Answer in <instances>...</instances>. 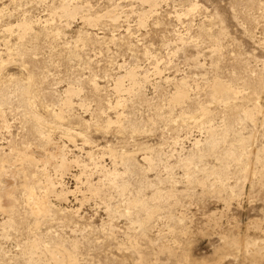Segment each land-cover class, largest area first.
<instances>
[{
	"label": "rangeland",
	"instance_id": "rangeland-1",
	"mask_svg": "<svg viewBox=\"0 0 264 264\" xmlns=\"http://www.w3.org/2000/svg\"><path fill=\"white\" fill-rule=\"evenodd\" d=\"M150 5L0 0V264H264V0Z\"/></svg>",
	"mask_w": 264,
	"mask_h": 264
},
{
	"label": "bare ground",
	"instance_id": "bare-ground-1",
	"mask_svg": "<svg viewBox=\"0 0 264 264\" xmlns=\"http://www.w3.org/2000/svg\"><path fill=\"white\" fill-rule=\"evenodd\" d=\"M144 1H146V2H148L149 4H151L152 6L153 5H156V4H158L159 3V0H144ZM150 5V6H151ZM73 7V6H72ZM152 9H154V8H152ZM64 11H65V13H67V14H69V15H74L75 14V12H76V10L74 9V8H71V6L69 5V4H67V5H65L64 6ZM66 15V14H65ZM145 15V14H144ZM143 15V16H144ZM88 20L90 21V22H92V21H94L95 19L94 18H91V17H88ZM21 24V26H22V28H23V30H29V29H31L32 28V25H31V23L30 22H28V21H23L22 23H20ZM25 31H24V33H25ZM130 77H131V79L133 80V82L136 84L137 83V77H136V74L134 73V72H131L130 73ZM30 86V85H29ZM135 87V86H134ZM118 89H122V84L121 83H119L118 84ZM26 90L27 91H29L30 89H29V87H27L26 88ZM23 91H25V90H23ZM213 93H214V97L213 98H215L216 100H220V99H224L225 98V96L226 97H228V96H230V95H232L233 93H234V91L229 87V86H227L226 84H223V83H221V82H216V83H214V85H213ZM67 92L68 93H70V94H72V93H75L76 92V90L75 89H73V88H68L67 89ZM185 95H186V93H185V90H184V88L183 87H179V89L176 91V93L173 95V97H172V102H181V100H183V98L185 97ZM3 102V99L2 98H0V103H2ZM70 102V101H69ZM28 103V102H27ZM205 108V107H204ZM203 108V109H204ZM209 110H210V107H209V109H207V108H205V113H208L209 112ZM204 113V114H205ZM33 117H34V119L37 121V123H42V118L41 117H39L38 115H32ZM60 116V115H59ZM248 116L249 117H253V111L252 110H248ZM212 131H214V129L212 128ZM243 141V140H242ZM244 145V144H243ZM245 147V146H244ZM230 154H232V153H230ZM242 154V153H241ZM233 155V154H232ZM191 160H192V158H191ZM191 160H188L187 162H186V164H187V166H188V164L191 162ZM117 174H119V172L117 171V170H114V171H112L111 172V175H117ZM115 177V176H114ZM115 179V178H114ZM115 182H116V180H114ZM8 184V183H7ZM10 185V183L8 184V186ZM7 186V187H8ZM4 187V186H3ZM10 187V186H9ZM11 188H14L13 186L11 187ZM10 188V189H11ZM7 189H9V188H7ZM31 189V188H30ZM4 190H6V188L4 189ZM28 190V189H27ZM5 192V191H4ZM6 192H9V194L10 193H13V192H10V191H6ZM28 192H31V190L30 191H28ZM27 192V193H28ZM29 194H31V193H29ZM28 194V195H29ZM3 195H4V193H3ZM34 195V194H33ZM37 196V195H36ZM29 197H30V195H29ZM37 198V197H36ZM36 198H31L33 201H34V204H35V210L37 209V212L39 211V213H40V211H45V212H48V210H49V202H47L48 200H45L44 198H43V196L41 197V198H39V196H38V199L36 200ZM145 201V200H144ZM143 201V199L141 198V197H137L136 199H134L133 200V202H132V204H134L135 206L136 205H140L141 204V206L142 207H145L146 205H144L145 204V202ZM6 203V202H5ZM2 205H1V203H0V207H1ZM137 207V206H136ZM147 207V206H146ZM4 209V208H3ZM6 209V208H5ZM8 209V208H7ZM49 213V212H48ZM47 214V213H46ZM45 214V215H46ZM8 223H9V221H8ZM42 248V243L40 242V241H37V240H34V241H32V242H30L28 245H26L25 246V248L23 249V253H24V255L25 254H28L30 257H29V259H30V261H36V260H38L39 261V259H37V258H35V256H34V254L37 252V250L38 249H41ZM45 250H46V252H47V254L50 256V260H49V262H47V264H66L67 262L69 263V264H79L78 263V260H77V257H76V255L75 254H71V253H69V254H63V251L61 250V248H59V247H56V248H49V247H45ZM28 259V260H29ZM41 264H45L44 262L43 263H41Z\"/></svg>",
	"mask_w": 264,
	"mask_h": 264
}]
</instances>
